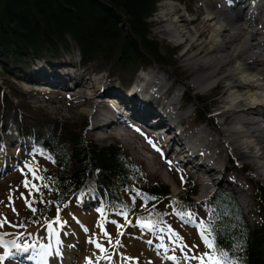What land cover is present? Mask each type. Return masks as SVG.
Segmentation results:
<instances>
[{
    "label": "trees",
    "instance_id": "1",
    "mask_svg": "<svg viewBox=\"0 0 264 264\" xmlns=\"http://www.w3.org/2000/svg\"><path fill=\"white\" fill-rule=\"evenodd\" d=\"M162 1L0 0V147L15 131L39 152L31 154L39 169L25 174L29 199L20 230L60 224L66 212L71 215L89 205L103 206L131 225L148 222L155 228L166 221L161 203L170 201L181 216L191 213L198 218L214 245V261L264 264V183L256 184L255 224H250L235 193L224 186L213 192L208 212L201 215L195 204L199 185L190 176L183 186L185 195L174 200L170 186L151 181L143 164L121 143L102 146L88 136L87 118L73 119L34 106L31 95L15 80L19 73L31 74L38 63L59 65L76 53L80 65L106 71L125 89L150 66L177 67L178 49L151 36L150 18ZM187 96L199 104V115L207 117L211 111L201 105L200 95L189 91Z\"/></svg>",
    "mask_w": 264,
    "mask_h": 264
},
{
    "label": "rangeland",
    "instance_id": "2",
    "mask_svg": "<svg viewBox=\"0 0 264 264\" xmlns=\"http://www.w3.org/2000/svg\"><path fill=\"white\" fill-rule=\"evenodd\" d=\"M167 1L169 0L160 2L157 12L150 18L151 36L159 40L163 46L167 45L178 49L175 55L178 65L168 68L150 66L143 70L142 74H139L135 83L143 75H146L148 76L147 85L150 86L153 74L163 71L166 77L163 86L168 89L167 94L163 96L165 107L169 105L175 92L180 93L172 105L178 116L177 120L181 123L180 126L178 124V127L182 134L178 137H189L200 131H207L213 141H210L209 145H206L207 147L205 146L206 149L210 153L219 152L214 158L207 161L220 169V172L215 175L216 177L214 176L213 182L207 181L205 175L208 173H203L195 168L193 159L192 162L186 164L178 160L175 155L176 142L169 143L168 146L167 144L162 145L164 140L156 134L159 124L148 126L150 122L158 119L154 115L150 119L139 117L132 118L131 121L132 111H128L127 115L125 114L126 117L122 113L119 121L112 122L118 120L117 117H114L110 120L112 123L101 127L100 124L105 122L104 117L114 115V111L106 103L98 104L97 100L103 101L107 97L104 91L109 94L122 93L121 84L110 78L106 71H96L90 66L80 65L77 53L59 65L51 66L46 63H38L39 65L36 64V69L31 74L19 73L21 75L15 80L24 91L31 95V103L34 106H44L52 114L73 119L87 118L89 120V126L86 129L88 136L96 139L102 146L111 142L121 143L127 154L143 164L151 181L158 180L170 186L172 192L170 196L174 200L183 198L185 195L183 186L187 184L186 177L190 176L199 185L195 204L198 205L201 215H205L209 209L207 203L211 195L217 188L224 186L235 193L240 204L244 207L250 224L253 225L258 221L255 210L256 184L264 183V172L258 170L259 160L250 158L243 153L245 150H253L252 148L246 149L245 145L241 146L239 143L226 140L227 131H225L224 125L235 116L232 112L224 111L230 94L226 79L220 78L214 86L202 91L199 84L195 82V77L200 72L198 64L194 65L188 59L194 52H196V59L207 52L208 40L212 35L211 29L207 27L205 21L208 3L212 4L213 10L222 12L235 0H173L181 4V13L191 18L195 25L202 24L200 42H191L188 38L181 44H175L167 35L158 32L159 28L169 20V16L165 19L161 17V12L167 9L165 5ZM258 4H262L256 13V16L260 18L257 19L255 14H252L255 18L252 24L264 33V0H241V4L233 8V11L242 9L245 13L246 10L254 12L251 8ZM244 6H248L249 9ZM62 65H66V68H61ZM69 74H73V76ZM74 76L79 77V81L84 80L85 85L90 83L88 93H98L99 97L94 99L78 98L75 92L82 87L78 85V79H72ZM98 77L105 83L104 87L100 89L95 84V78ZM189 91L200 95L201 105L206 111H211L206 115L207 117L199 115L197 108L199 104L187 100L190 97L187 96ZM124 118L127 121L120 122ZM140 119L146 121L140 122ZM165 125L166 123L162 124L163 127ZM105 133L109 135L108 138L100 137ZM176 140L179 143L177 138ZM2 144L0 147V234H5L3 235L4 241L14 242L19 249H28V255L18 252V254L28 257V261L34 257V252L45 250V245L49 244V248L55 251V239L59 247L56 249L57 253L53 255L61 260V264H175L163 263L159 250L145 241L149 239L160 244L163 249H167L168 254L172 253L174 258H178L180 263L177 264H227L210 261L211 254L208 247L210 240L206 235L208 232L197 226L195 221L198 218H195L193 214H187L184 219L182 214L177 212L175 204L170 201L161 203L159 209L166 212V221L164 224L156 225L155 229H148L145 222L125 226L126 222L110 211L108 222L104 217L103 206L94 209L92 205H89L81 208L82 211H75L74 215L66 212V219L60 221L59 227L56 226L57 223L50 222L20 230V219L27 213L26 201L29 199L27 187H25V181L29 182V177L25 174L32 168L34 172L39 169V166L31 160V154L39 155V152L34 149L30 141L26 142L19 138L15 131L8 134ZM173 155H175V160ZM202 158L207 160L205 157ZM110 220H114V223ZM80 222L83 223L81 227L79 226ZM124 229L125 234L122 235ZM161 229L164 233H158ZM58 232L63 238L62 242L57 239ZM4 244L0 243V256L4 257L0 260V264H31L27 263L25 258L17 260L11 257L10 251L5 250ZM115 248L118 253L115 257L116 261L112 262V250L114 252ZM5 253L8 255L5 256ZM206 253L208 255H205Z\"/></svg>",
    "mask_w": 264,
    "mask_h": 264
},
{
    "label": "bare ground",
    "instance_id": "3",
    "mask_svg": "<svg viewBox=\"0 0 264 264\" xmlns=\"http://www.w3.org/2000/svg\"><path fill=\"white\" fill-rule=\"evenodd\" d=\"M238 4H241V0L233 1L222 12H218L213 10L212 4L208 3L205 21L207 22V27H210L212 35L208 40L207 52L197 59L195 58L196 52H194L188 59L194 65L198 64L200 72L195 77V82L199 84L202 91L214 86L220 78L226 79L229 84L230 94L224 111L235 114L224 125V129L227 131L226 140L239 143L241 146L245 145L246 149L252 148L253 150H245L243 153L250 158L259 160L257 164L258 170L259 172H264V33L260 31V28L252 24L255 20L252 14H255L256 11L254 9L252 10L254 12L246 10V13L242 9L233 11V8H236ZM165 5L167 9L161 12V17L165 19L169 16V20L159 28L158 32H162L165 36L167 35L175 44L186 42L188 38L191 42H200L202 24L195 25L191 18L181 13V4L179 2L169 0ZM244 8L247 9L248 6H244ZM229 47L232 49L229 50ZM65 66L61 68L65 69ZM69 75L73 76V74ZM35 77L36 75L33 78L35 79ZM72 79H78L79 81V77L76 76L72 77ZM147 79L148 76L146 75L139 78L130 96L127 93L125 97H122L120 93L114 92L111 96L105 97L104 102L97 100L98 104L106 103L114 111L113 118L112 116H105V122L100 124V126L115 122V120L110 122L114 117L120 120L122 112L119 107L132 111L131 121L132 118L136 119L139 117L150 119L154 115L158 119L150 123L154 125L161 122L163 124L166 123L165 128L169 127L171 130L170 132L163 127L157 130V136L164 140L163 146L176 142L175 155L178 160L186 164L192 162L193 159L195 168L203 173H208L205 175L207 181L213 182L215 175L220 172V169L207 161L210 158H214L219 152L210 153L206 149V145L213 141L210 133L200 131L193 134V136L178 137V135L182 134L180 127H178V124L180 126L181 123L177 120L178 116L172 105L176 102L180 93L175 92L170 99L169 105L165 107L163 96L167 94L168 89L163 86V81L166 79L163 71L153 74L150 86L147 85ZM95 81L98 89L104 87L105 83L99 77L95 78ZM89 84L85 85L84 80L79 81L78 85L82 88L75 92L78 98L94 99L99 97L100 94L98 93H88ZM92 86L94 87V85ZM104 92L106 93V91ZM148 94L151 95V99H146L149 96ZM143 120H140V122ZM125 121L127 119L124 118L120 122L123 123ZM148 126L151 127V124H148ZM100 137L104 139L108 138L109 135L105 133ZM199 146L202 147L200 148ZM202 157L207 158V160ZM49 250L48 252H51V261L48 264H61V260L53 255L57 253V250L55 249L54 251L51 248Z\"/></svg>",
    "mask_w": 264,
    "mask_h": 264
},
{
    "label": "snow or ice",
    "instance_id": "4",
    "mask_svg": "<svg viewBox=\"0 0 264 264\" xmlns=\"http://www.w3.org/2000/svg\"><path fill=\"white\" fill-rule=\"evenodd\" d=\"M38 179H39V177H38ZM25 187H29V182L25 181ZM32 187H33L37 192L39 191V188L36 187L35 185H32ZM21 195H23V194H21ZM137 195H140V193H137ZM27 203H28V206L31 207V202L29 201V202H27ZM32 210H33V211H36V209H32ZM57 220H59V217H57ZM149 226H150V225H149ZM3 235H5V234H0V243H9V242H6V241L3 240ZM11 243H14V242H11ZM97 247H100V245H97ZM208 247H209V248L214 247V245H213V243H212L211 241H209V243H208ZM7 255H8V253H5V256H7ZM205 255H208V254L206 253ZM2 259H4V257L0 256V260H2ZM209 259H210V260H215L216 257H215V256H209Z\"/></svg>",
    "mask_w": 264,
    "mask_h": 264
}]
</instances>
